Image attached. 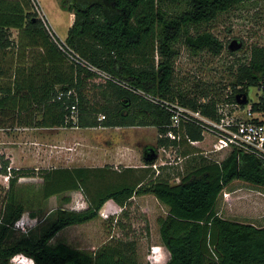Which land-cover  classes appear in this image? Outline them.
<instances>
[{
	"label": "trees",
	"instance_id": "obj_1",
	"mask_svg": "<svg viewBox=\"0 0 264 264\" xmlns=\"http://www.w3.org/2000/svg\"><path fill=\"white\" fill-rule=\"evenodd\" d=\"M246 1L253 0H59L62 10L75 16L66 43L110 78L97 82L96 73L67 62L46 20L32 12L36 0H0V129L16 124L38 129L155 127L158 132L157 146L145 150V167L36 171L12 168L2 156L0 173L9 177V187L0 213V264H11L19 255L34 264H139L136 241H112L94 253L52 241L70 226L98 219L109 201L123 207L127 216L132 200L142 195H154L169 208L158 221L170 255L164 264H264V226L226 219L219 210L223 191L235 181L264 189L263 160L238 149L220 162L200 157L178 184L156 175L153 162L147 161L159 148L177 145L164 137L172 117L166 104L178 103L213 120L220 118L221 103L238 104L237 96L222 100L211 90L183 88L176 62L182 45L193 55H221L224 43L200 28ZM12 30L18 32L17 41ZM233 75L237 93L249 96L252 87L264 90V47L252 48ZM251 110L264 112V94ZM197 122L184 123L182 130L201 142L205 127ZM188 145H182V154H188ZM32 177L43 184L29 200L44 203L61 196L69 203L67 194L81 191L88 207H58L38 237L9 241L27 211L17 186L22 178Z\"/></svg>",
	"mask_w": 264,
	"mask_h": 264
},
{
	"label": "rangeland",
	"instance_id": "obj_2",
	"mask_svg": "<svg viewBox=\"0 0 264 264\" xmlns=\"http://www.w3.org/2000/svg\"><path fill=\"white\" fill-rule=\"evenodd\" d=\"M32 12L45 19L50 30L61 40L67 38L69 15L62 10L59 0H36ZM212 32L225 45V50L219 56L209 52L193 55L186 46L180 47L181 54L176 62L177 79L181 86L191 90H211L222 100L232 98L240 93L234 91L233 73L237 67L246 63L250 51L254 47H264V0L246 1L238 4L229 12L221 14L215 21L200 28V32ZM191 34H196L192 29ZM13 40H18V32L12 30ZM233 42L241 44L237 51H230ZM97 82H99L97 80ZM199 88H197V86ZM97 96L98 91L95 90ZM264 90L252 87L249 91L248 103L241 109H236L231 103H221L231 113L247 118V111L254 103L259 102ZM97 99H100L99 96ZM236 109V110H235ZM258 120H264V112L253 113ZM38 140V141H37ZM158 132L155 127H139L127 129L113 128H55L52 130H36L19 125H7L0 129V158L4 156L10 161V167L15 169L33 168L36 171L45 168L73 167H109L119 170L125 163L119 164L117 159L119 146L132 150V165L145 167L144 153L148 147H156ZM214 134H205V139L197 148L186 146L188 154L172 152V158L177 162L172 166L159 167L156 175L169 177L172 184L178 183L183 176L193 170L194 160L205 157L213 161H222L231 150H217ZM27 148L22 158L13 162L8 157L17 155L19 148ZM117 147V149H116ZM35 149V154L31 152ZM18 150V151H17ZM117 152V153H116ZM165 160L169 157L164 154ZM179 157L183 161H179ZM124 158V157H123ZM122 158V159H123ZM134 161V162H133ZM161 161H158L160 163ZM1 167V163H0ZM18 167V168H16ZM150 173V172H149ZM148 173V174H149ZM43 180L39 177L22 178L17 186L18 199L25 203L27 211L20 220L9 241H15L30 235L38 237L54 219L53 211L58 207L82 211L87 209L88 201L81 191L67 194L71 199L64 203L62 197H52L41 203L31 199L42 187ZM9 187V177L0 173V213ZM230 194L228 201L224 196L219 202L220 214L229 220L264 226V189L251 184L237 181L227 188ZM40 198V196H39ZM111 205H114L113 203ZM42 213H38L39 210ZM128 215L121 213L112 216L110 220L99 216L98 219L76 226H70L56 236L52 243H67L81 251L94 253L103 245L116 240H131L137 243L139 264H164L170 255L160 239L159 218L165 217L169 208L154 195L136 196L128 206ZM115 212V211H113ZM35 214L33 218L31 215ZM122 223L123 225L119 224ZM11 264H34L24 256L15 257Z\"/></svg>",
	"mask_w": 264,
	"mask_h": 264
},
{
	"label": "built area",
	"instance_id": "obj_3",
	"mask_svg": "<svg viewBox=\"0 0 264 264\" xmlns=\"http://www.w3.org/2000/svg\"><path fill=\"white\" fill-rule=\"evenodd\" d=\"M51 35L53 41L63 53L69 64L76 67H85L88 70L96 73L99 76L97 80L100 82H106L110 79L107 74L87 63L73 48H71L66 43L65 40H61L53 32H51ZM166 105H169L168 109L172 113V117L171 129L164 135V137L176 141L177 145L168 147L163 146L158 149L156 158L151 164V167L154 170L157 171L159 167L172 166L177 163L172 158L171 154L172 152L178 154L179 150L182 151L183 144L187 143L189 145H193L194 147L198 146V143L200 142L192 141L186 132L182 130L184 123L195 120L196 122L198 121V124L201 123L205 127L204 137L207 133L215 135L217 150L222 151L224 149H228L232 151V149H238L245 153L254 154L264 162V123L253 122L256 117H254L252 110L247 111V118L245 119V117L238 115V111L231 113L228 109L221 105L218 109L220 114L219 120H213L203 116L200 112H195L189 108L179 105L178 103ZM232 106L236 109L242 108L239 104H233ZM75 111L76 107H73V113H75ZM73 118L75 119V117ZM100 119H105V116H101ZM164 154L169 157L167 161H164ZM158 161L161 162L158 163ZM179 161L182 162L183 158L179 157ZM180 181L178 183H180ZM222 196H224L225 200L228 201L230 194L228 193L227 189L223 191L221 197ZM112 203L114 205H111ZM122 211H124L123 207L118 206L113 201H109L100 211V215L103 216L104 219L110 220L112 216H115Z\"/></svg>",
	"mask_w": 264,
	"mask_h": 264
},
{
	"label": "crops",
	"instance_id": "obj_4",
	"mask_svg": "<svg viewBox=\"0 0 264 264\" xmlns=\"http://www.w3.org/2000/svg\"><path fill=\"white\" fill-rule=\"evenodd\" d=\"M65 12H67V11H65ZM68 13V15H69V28H68V31H69V29L71 28V26L73 25V23H74V19H75V16H74V14H72V13H70V12H67ZM68 33V32H67ZM64 40H66V39H64ZM129 128H139V127H129ZM33 129H36V130H38V128H33ZM114 129V128H113ZM115 129H117V128H115ZM118 129H120V130H122V129H127V128H118ZM40 130H52V129H40ZM38 141V140H37ZM200 143H198V145H199ZM127 146V145H126ZM124 147L123 145L122 146H119V148L117 149V147H116V149H117V152H118V156H117V159L118 160H120V163L119 164H122V163H125L126 165H125V167H135L134 165H132L131 163H132V161H131V158L133 157L132 155H131V153H132V150H130L129 152H128V147ZM27 150V148H23V147H20L19 148V151H18V153H17V155L15 156V155H12V157H8V158H10L11 160H13V162L15 163V161L16 160H18L17 161V163H20L19 162V158H22L21 156H22V154H26L25 153V151ZM116 152V153H117ZM32 154H35V149H33V151L31 152ZM124 157V158H123ZM123 158V159H122ZM122 162V163H121ZM134 162V161H133ZM101 167V166H100ZM103 167V166H102ZM16 168H18V167H16ZM235 182H237V181H235ZM242 182V181H241ZM234 183V182H233ZM232 183V184H233ZM67 229V228H66ZM65 229V230H66ZM64 231V230H63ZM62 231V232H63ZM61 233V232H60ZM60 233L57 235V236H59L60 235ZM67 244V243H66Z\"/></svg>",
	"mask_w": 264,
	"mask_h": 264
},
{
	"label": "water",
	"instance_id": "obj_5",
	"mask_svg": "<svg viewBox=\"0 0 264 264\" xmlns=\"http://www.w3.org/2000/svg\"><path fill=\"white\" fill-rule=\"evenodd\" d=\"M236 43L237 42H233L230 45V47H229L230 51H237V50H239L241 48V44L236 45ZM248 101H249V99H248V96L247 95H245V94H238L237 95V102H238L239 105L245 106V105H247ZM144 154L146 155L147 154V151H145ZM155 158H156V155L153 154L152 157L147 158V161L153 162L155 160Z\"/></svg>",
	"mask_w": 264,
	"mask_h": 264
}]
</instances>
